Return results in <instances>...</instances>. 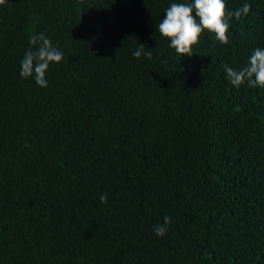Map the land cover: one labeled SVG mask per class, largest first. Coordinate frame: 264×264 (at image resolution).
I'll return each instance as SVG.
<instances>
[{
  "label": "trees",
  "instance_id": "1",
  "mask_svg": "<svg viewBox=\"0 0 264 264\" xmlns=\"http://www.w3.org/2000/svg\"><path fill=\"white\" fill-rule=\"evenodd\" d=\"M177 2L0 6V264H264V88L223 67L264 49V0H225L251 5L230 43L183 58L157 28ZM36 33L64 53L47 88L20 75Z\"/></svg>",
  "mask_w": 264,
  "mask_h": 264
},
{
  "label": "clouds",
  "instance_id": "2",
  "mask_svg": "<svg viewBox=\"0 0 264 264\" xmlns=\"http://www.w3.org/2000/svg\"><path fill=\"white\" fill-rule=\"evenodd\" d=\"M7 0H0V6H6ZM251 5L244 4L235 11L226 8L225 0H188V2L172 3L165 9L163 19L157 25L160 35L170 41L176 54L191 57L194 47L198 46L203 33L214 35L215 39L224 45L230 43L229 27L233 17L237 20L247 16ZM31 47L25 52L20 61V75L24 79L32 78L42 88L48 87L47 73L50 66L59 65L64 59V53L54 46L44 33L29 36ZM145 45L133 52L136 59L145 56L152 58L151 51H144ZM229 82L239 89L247 84L251 88H264V49L257 47L249 57L247 66L234 69L223 65ZM99 200L102 204L108 203V196L101 194ZM171 217L165 216L163 223L153 225L155 235L163 237L171 225Z\"/></svg>",
  "mask_w": 264,
  "mask_h": 264
}]
</instances>
